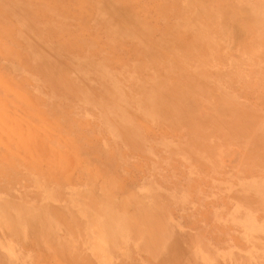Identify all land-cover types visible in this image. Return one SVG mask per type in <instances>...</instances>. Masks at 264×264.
<instances>
[{
    "label": "rangeland",
    "instance_id": "1",
    "mask_svg": "<svg viewBox=\"0 0 264 264\" xmlns=\"http://www.w3.org/2000/svg\"><path fill=\"white\" fill-rule=\"evenodd\" d=\"M0 264H264V0H0Z\"/></svg>",
    "mask_w": 264,
    "mask_h": 264
}]
</instances>
